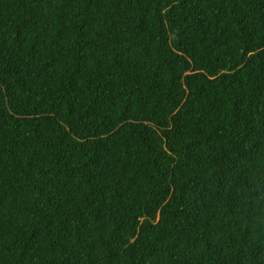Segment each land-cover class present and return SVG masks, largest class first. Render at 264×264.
Returning <instances> with one entry per match:
<instances>
[{
	"label": "trees",
	"instance_id": "trees-1",
	"mask_svg": "<svg viewBox=\"0 0 264 264\" xmlns=\"http://www.w3.org/2000/svg\"><path fill=\"white\" fill-rule=\"evenodd\" d=\"M0 264H264V0H0Z\"/></svg>",
	"mask_w": 264,
	"mask_h": 264
}]
</instances>
